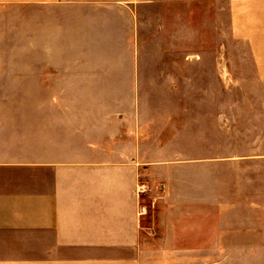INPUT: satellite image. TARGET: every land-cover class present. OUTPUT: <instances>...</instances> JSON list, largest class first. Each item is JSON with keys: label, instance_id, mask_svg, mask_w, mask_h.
<instances>
[{"label": "crops", "instance_id": "obj_1", "mask_svg": "<svg viewBox=\"0 0 264 264\" xmlns=\"http://www.w3.org/2000/svg\"><path fill=\"white\" fill-rule=\"evenodd\" d=\"M182 1L0 0V264H178L201 243L195 207L218 206L169 155L177 122L141 106L169 93L141 85L173 65L252 85L241 114L264 132V0H187L226 17L219 58L142 60Z\"/></svg>", "mask_w": 264, "mask_h": 264}, {"label": "rangeland", "instance_id": "obj_2", "mask_svg": "<svg viewBox=\"0 0 264 264\" xmlns=\"http://www.w3.org/2000/svg\"><path fill=\"white\" fill-rule=\"evenodd\" d=\"M213 5L202 2L196 19L192 2L164 5L168 18L163 19V32L167 36L153 37L152 44L140 53L141 59L219 58L217 51L224 47V37L218 35V28L225 27L226 17L213 13ZM236 46L232 44L230 50ZM192 71L173 65L170 72L182 76L170 77L169 83L141 85L142 91L156 96L169 93L167 99H143L141 106L155 110L156 115L162 110L177 122L178 130L168 133L174 143L169 155L178 150L180 159L194 162L185 164L184 172L200 176L202 204L210 199L218 206L195 207L201 243L183 245L185 257L178 264H264V132L258 131L260 124L249 122V115L241 114L248 106L243 94L254 88L224 85L208 76L193 78ZM226 109L230 125L224 124ZM224 204L232 207H220ZM149 209L144 223L154 221V207ZM213 235L219 242H208Z\"/></svg>", "mask_w": 264, "mask_h": 264}]
</instances>
